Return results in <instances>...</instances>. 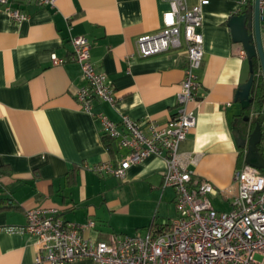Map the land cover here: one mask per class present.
I'll return each mask as SVG.
<instances>
[{
  "label": "crops",
  "instance_id": "0c3cea01",
  "mask_svg": "<svg viewBox=\"0 0 264 264\" xmlns=\"http://www.w3.org/2000/svg\"><path fill=\"white\" fill-rule=\"evenodd\" d=\"M186 2L195 6L199 0ZM253 4L206 0L202 6L198 98L188 105L196 126L178 148L180 163L193 180H205L217 190L209 200L218 212L231 210L237 193L234 175L245 165V150L237 148L232 135L233 121L249 116L246 125L238 126L248 132L261 115L264 125V86L257 92L261 103L254 101L244 111L248 116L235 102L250 76L249 61L228 27L233 16ZM20 9L27 16L20 23L0 10V264H35L36 240L7 228L23 226L25 213L37 208L55 209L65 222H93L82 234L95 243L146 235L163 223L157 212L174 202L171 188L162 187L164 160L133 165L122 180L89 168L119 163L126 155L103 134L98 114L117 124L127 117L164 125L176 113L187 67L184 50L141 59L136 48L139 37L161 28L168 5L161 0H56L53 8L22 4ZM261 16L264 55V9ZM73 37L87 40L90 61L115 98L113 104L93 100L92 115L76 101L85 82L79 66L69 61ZM52 54L66 62L54 66Z\"/></svg>",
  "mask_w": 264,
  "mask_h": 264
},
{
  "label": "built area",
  "instance_id": "2783aa9c",
  "mask_svg": "<svg viewBox=\"0 0 264 264\" xmlns=\"http://www.w3.org/2000/svg\"><path fill=\"white\" fill-rule=\"evenodd\" d=\"M56 0H0V10L15 23L26 20L20 6L34 4L54 7ZM168 5L162 14L161 28L154 34L137 39V56L155 57L169 51L184 50L187 67L177 94L173 118L160 125L144 124L123 117L119 124L98 114L103 134L115 141L126 155L119 163H100L89 171L101 177L125 178L133 165L149 158H161L166 164L162 187L175 191L176 217L144 236L113 237L95 243L83 237L82 231L93 222L79 225L63 221L55 209H32L25 213V224L9 227L7 232L28 234L36 240L35 264H72L90 260L93 264H264V172L244 165L234 175L237 193L229 212L216 211L209 196L217 195L211 183L194 181L178 156L179 145L196 126L188 105L198 98L196 72L203 59L202 6H188L186 0H161ZM247 0H243L245 3ZM262 15L264 0H259ZM69 61L80 68L85 86L76 94L81 110L91 114L93 100L109 104L115 101L106 77L96 72L90 61V45L83 37L70 38ZM54 66L66 60L50 56Z\"/></svg>",
  "mask_w": 264,
  "mask_h": 264
},
{
  "label": "water",
  "instance_id": "95a60500",
  "mask_svg": "<svg viewBox=\"0 0 264 264\" xmlns=\"http://www.w3.org/2000/svg\"><path fill=\"white\" fill-rule=\"evenodd\" d=\"M262 16L259 9V0H254L253 7L246 10V13L233 16L228 23L231 29L233 41L241 44L249 61L250 76L247 82L241 85L236 94L235 102L239 104L242 112L249 110L255 100L253 95L254 75L251 68L253 58L259 60L264 86V55L260 38V22ZM252 97V98H251ZM247 123L249 118H243ZM248 134H243L237 125V120L233 121L232 135L238 149L245 150L244 163L250 167L264 171V156L260 148L264 149V125L257 122L253 129L248 128Z\"/></svg>",
  "mask_w": 264,
  "mask_h": 264
},
{
  "label": "trees",
  "instance_id": "16d2710c",
  "mask_svg": "<svg viewBox=\"0 0 264 264\" xmlns=\"http://www.w3.org/2000/svg\"><path fill=\"white\" fill-rule=\"evenodd\" d=\"M251 68H252V71H253V75H254V86H253V95L252 97L255 96V100L257 102V104L261 103V98H259L258 96V89H263V86H261V80H262V74H261V70H260V66H259V61L257 58H253L252 61H251ZM251 97V98H252ZM247 111V110H246ZM245 111V112H246ZM244 113V112H243ZM260 118H261V115H259L258 117L255 118L254 120V125L259 122L260 123ZM246 125V124H245ZM252 129V128H251ZM243 134L246 136V134H248L247 132H244L243 131ZM158 227H154L153 230H156ZM153 230H151L150 232H153Z\"/></svg>",
  "mask_w": 264,
  "mask_h": 264
},
{
  "label": "rangeland",
  "instance_id": "374dc122",
  "mask_svg": "<svg viewBox=\"0 0 264 264\" xmlns=\"http://www.w3.org/2000/svg\"><path fill=\"white\" fill-rule=\"evenodd\" d=\"M171 192H172L171 197L174 199L175 191L172 188H171ZM144 210H145V207H144ZM157 213H158L157 215L161 217L160 223H162L163 220H166V221L173 220L176 217V210H175L174 202L172 201V199L168 205H165L163 209L161 211H158Z\"/></svg>",
  "mask_w": 264,
  "mask_h": 264
},
{
  "label": "flooded vegetation",
  "instance_id": "af4514ba",
  "mask_svg": "<svg viewBox=\"0 0 264 264\" xmlns=\"http://www.w3.org/2000/svg\"><path fill=\"white\" fill-rule=\"evenodd\" d=\"M243 116H248V115H245V113L243 114ZM249 117V116H248ZM237 123H238V126L240 125H243V124H246L244 121H243V117H240L237 119Z\"/></svg>",
  "mask_w": 264,
  "mask_h": 264
}]
</instances>
